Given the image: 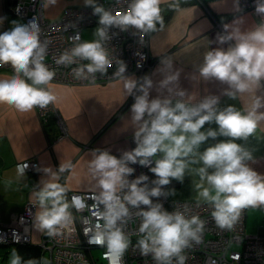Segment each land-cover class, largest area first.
<instances>
[{
    "label": "clouds",
    "instance_id": "clouds-1",
    "mask_svg": "<svg viewBox=\"0 0 264 264\" xmlns=\"http://www.w3.org/2000/svg\"><path fill=\"white\" fill-rule=\"evenodd\" d=\"M46 2L55 5L57 0ZM83 2L98 17L94 33L97 38L81 41L76 33L71 37L74 46L56 57L55 62L67 67L88 61L74 68L73 76L94 81L96 73L106 74L112 67L104 46L111 39V28L121 32L135 29L143 40L144 34L157 31L158 24L163 27L161 4L168 3L174 9L181 0H130L125 10L115 12L105 9L97 0ZM234 4L236 11H240L239 0H234ZM255 11L264 17V0H257ZM3 19L0 18V24ZM240 22L234 18L231 23L223 24V33L217 34L216 42L228 47L208 51L199 68L205 81L215 79L226 85L222 94L231 99L264 89V22L247 31L241 30ZM11 24L10 30L0 32V66L10 65L13 69L10 78L0 79V104L11 105L19 112L46 108L57 99L48 87L56 74L45 63L50 41L41 39L36 18L28 23L14 20ZM161 64L166 70H161L164 75L158 82L159 89H166L169 94L150 98L152 79L147 75L140 81L126 77L127 66L120 62L116 75L124 79L126 96H133L130 113L135 126V147L119 157L108 150H93L89 169L98 182L99 193L88 197L94 200L92 206L86 204V197L78 195L69 201L70 189L59 182L61 174L71 168L70 163H59L55 171L51 167L43 168L49 178L35 192L39 211L35 213L33 226L38 231L50 238L57 237L74 224L70 209L80 212L91 207L97 222L84 229L88 243L105 247L104 258L109 264H122L131 244L124 229L132 216L130 209H137L136 215L141 218L137 244L140 255L151 254L156 264H173L174 259L176 264H186L183 253L202 242L205 221L196 215L189 218L183 212L168 211L158 198L167 197L164 188L172 180L182 184L186 170L197 164L201 166L193 171L200 178L194 185L198 200L212 207V218L220 229L231 230L243 209L264 206V175L248 163L254 162L252 152L235 142L247 140L264 121V95L257 94L251 107L243 110L233 105L218 107L217 95L189 104L184 100L186 91L178 86L180 70L173 71L171 61ZM173 97L179 99L173 103ZM205 124L216 127L202 130ZM210 139L218 142L201 151V146ZM158 154L159 158L153 162L152 158ZM135 164L147 167L154 174L151 187L149 176L144 173L129 180L135 172L130 165ZM27 168V163L17 165L18 174L25 176ZM14 239L18 242V237ZM10 264H50V261L47 258L25 261L13 248Z\"/></svg>",
    "mask_w": 264,
    "mask_h": 264
},
{
    "label": "crops",
    "instance_id": "crops-1",
    "mask_svg": "<svg viewBox=\"0 0 264 264\" xmlns=\"http://www.w3.org/2000/svg\"><path fill=\"white\" fill-rule=\"evenodd\" d=\"M161 9L163 27L158 24L157 31L147 36L151 61L147 76L153 81L150 98L169 94L166 89H159L158 82L164 75L161 70H166L161 61H171L173 71L180 70L178 86L186 91V103L196 104L206 96L217 95L220 97L218 107L233 105L243 110L251 107L257 94L264 95V89H260L257 93L238 94L236 99H231L222 94L226 85L215 79L205 81L199 73L208 51L228 47V44L216 42L217 34L223 33V24L238 18L242 21L239 23L241 30L247 31L262 23L251 11H236L234 0H181L178 8L172 9L168 3H162ZM0 18H4L0 32L10 30L11 21L21 20L10 14L5 0H0ZM12 75L0 68V79ZM125 76L136 78L132 74ZM48 87L57 97L52 104L65 130L62 136L51 114L41 118L35 108L31 112H19L11 105L0 104V224L10 222L26 199L36 200L35 192L49 178L43 168L51 167L55 171L59 163H70L71 168L61 174V184L70 190L99 191L98 182L89 169L93 150H108L118 157L132 149L129 135L135 131L130 113L133 96H126L123 78L81 84L52 81ZM176 99L179 98L173 97V103ZM215 127V124H205L202 130ZM216 142L210 139L200 150ZM235 142L252 152L254 162L248 163L264 175V121L247 140ZM32 156L40 170L19 175L14 163ZM153 158H159V154ZM200 166L190 165L183 183L172 180L167 193L174 198L198 199L194 185L200 178L193 169ZM31 184L36 188L31 189ZM38 211L37 207L33 220ZM244 228L246 232L264 237V209L260 206L245 208Z\"/></svg>",
    "mask_w": 264,
    "mask_h": 264
},
{
    "label": "built area",
    "instance_id": "built-area-1",
    "mask_svg": "<svg viewBox=\"0 0 264 264\" xmlns=\"http://www.w3.org/2000/svg\"><path fill=\"white\" fill-rule=\"evenodd\" d=\"M8 1L6 7L11 15L21 19L22 23H28L33 18H36L41 30V39L50 41L45 63L56 74L53 81L80 84L106 82L120 77L116 73L121 61L127 66L125 75L134 74L136 79L140 81L148 74L151 66L147 52L148 33L144 34L143 40H141V34L135 29L121 32L118 28H111L109 30L111 39L105 41L104 46L109 53L112 67L108 68L106 74L96 73L94 81L91 78L88 80L76 79L73 76L72 70L88 63V61H80L78 64L65 67L57 65L55 59L62 52L74 46V41L71 37L76 33H79L81 41H84L81 37V29L83 27L90 25L97 26L98 17L93 14L92 8L84 4L69 5L64 7L56 17L46 19L42 12L44 0ZM256 3L257 0H239L240 11L238 12L251 11L259 22H264V17L255 11ZM99 4L113 12L123 11L129 6L130 0H100ZM138 63L142 66L137 67ZM0 68L13 73L10 65H3ZM35 109L41 118L53 114L61 132L60 136L64 135V127L53 104H49L43 109L39 107ZM129 140L131 148H134L133 133L129 135ZM152 159L154 162L155 159ZM24 163L28 164V168L25 170L26 174L37 171L38 164L34 156L15 163L16 171L17 165ZM130 166L135 169V172L129 176V180L144 173L149 176V187L152 186L151 179H154V174L147 167L140 166L139 164ZM34 184H31V189L36 188ZM164 192L167 194V197L161 196L158 200L166 210L183 212L189 218L196 215L205 221L202 242L200 244H193L191 248L186 249L183 253L187 257L186 264H264V237L257 233L245 231V209L241 211L239 220L231 230H222L217 227L212 218L213 209L206 202L198 199H181L169 196L167 186L164 188ZM98 193L99 191L93 190H70L67 195L69 201L74 195L86 197V204L92 206L94 200L88 197H92ZM153 201L157 202V198H153ZM35 205V199H26L21 209L10 222L0 224V240H3L0 244L21 245L30 243V219L34 213ZM260 207L264 209V206ZM70 211L74 217V224L64 229L61 235L50 238L42 232L39 242L36 243L39 249V261L42 258H47L50 264H109L108 260L104 258V253L107 249L105 247L90 245L88 238L84 235V229L97 222L96 218L92 215L91 207L85 208L80 212H77L74 208L70 209ZM137 211V209H130L132 216L124 229L130 238L131 244L123 256L122 264H156L151 254L147 256L140 255L137 244L140 238L138 229L141 218L136 215ZM100 222L102 223V221ZM14 237H18V242ZM237 255L238 259L235 258ZM173 264H176L175 259L173 260Z\"/></svg>",
    "mask_w": 264,
    "mask_h": 264
},
{
    "label": "rangeland",
    "instance_id": "rangeland-1",
    "mask_svg": "<svg viewBox=\"0 0 264 264\" xmlns=\"http://www.w3.org/2000/svg\"><path fill=\"white\" fill-rule=\"evenodd\" d=\"M80 4H84L83 0H57V3L55 5H47L46 0H44L43 8H42L43 16L46 19H52V18L56 17L65 6H68V5H80ZM19 23H22V21L20 20ZM96 27L97 26H93V25L83 27L81 29L82 39L84 41L85 40H89L90 41V40L96 39L97 37L94 35ZM9 72L12 73L11 71H9ZM132 75H134V74H132ZM36 113H37V111H36ZM51 116H53V114H51ZM53 118H54V116H53ZM28 158H25V159H28ZM22 160H24V159L16 161L15 163L20 162ZM15 163H14V167H15ZM37 207L38 206L35 207L36 210H34V211H37ZM33 223H34V220H33V215H32V217L30 219V229H29V231H30V239H31L30 243L36 244V243L39 242V239L41 237L42 232L38 231L33 226ZM14 245H17V244H5V243L0 244V264H10V254H11V251H12Z\"/></svg>",
    "mask_w": 264,
    "mask_h": 264
},
{
    "label": "trees",
    "instance_id": "trees-1",
    "mask_svg": "<svg viewBox=\"0 0 264 264\" xmlns=\"http://www.w3.org/2000/svg\"><path fill=\"white\" fill-rule=\"evenodd\" d=\"M13 248H15L18 251V253L23 257L25 261H27L28 259H36L37 261H39V252H38L39 249L36 246V244L33 243H27L21 245L17 244L14 245Z\"/></svg>",
    "mask_w": 264,
    "mask_h": 264
},
{
    "label": "water",
    "instance_id": "water-1",
    "mask_svg": "<svg viewBox=\"0 0 264 264\" xmlns=\"http://www.w3.org/2000/svg\"><path fill=\"white\" fill-rule=\"evenodd\" d=\"M9 1L6 0V3H8ZM100 0H97V3L99 4ZM71 190H75V189H71Z\"/></svg>",
    "mask_w": 264,
    "mask_h": 264
},
{
    "label": "flooded vegetation",
    "instance_id": "flooded-vegetation-1",
    "mask_svg": "<svg viewBox=\"0 0 264 264\" xmlns=\"http://www.w3.org/2000/svg\"><path fill=\"white\" fill-rule=\"evenodd\" d=\"M91 26V25H90ZM93 26H95V25H93ZM82 37V36H81ZM128 75H130V74H128ZM136 79V78H135ZM189 104H191V103H189Z\"/></svg>",
    "mask_w": 264,
    "mask_h": 264
},
{
    "label": "bare ground",
    "instance_id": "bare-ground-1",
    "mask_svg": "<svg viewBox=\"0 0 264 264\" xmlns=\"http://www.w3.org/2000/svg\"><path fill=\"white\" fill-rule=\"evenodd\" d=\"M260 235V234H259Z\"/></svg>",
    "mask_w": 264,
    "mask_h": 264
}]
</instances>
